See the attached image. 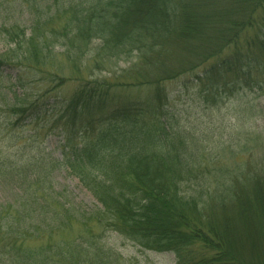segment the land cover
<instances>
[{"label":"trees","instance_id":"trees-1","mask_svg":"<svg viewBox=\"0 0 264 264\" xmlns=\"http://www.w3.org/2000/svg\"><path fill=\"white\" fill-rule=\"evenodd\" d=\"M67 3L69 16L55 28L50 8ZM0 42L21 51L0 53V72L13 68L15 82L22 69L38 82L51 76L43 95L76 83L50 105L38 102L43 95L19 105L0 88V131L15 139L17 127L51 115L68 153L39 163L0 155V181L16 196L12 212L0 210V264H117L102 232L88 237L90 221L145 250L174 254L175 264H264V170L252 152L247 166L226 167L236 156L227 145L211 157L204 138L169 109L168 91L179 81L184 98L206 110L238 86L262 89L264 0H0ZM55 46L66 55L88 48L101 68L131 64L120 75L49 72ZM60 169L98 206L74 207L53 181ZM74 224L85 236L59 237Z\"/></svg>","mask_w":264,"mask_h":264},{"label":"rangeland","instance_id":"rangeland-1","mask_svg":"<svg viewBox=\"0 0 264 264\" xmlns=\"http://www.w3.org/2000/svg\"><path fill=\"white\" fill-rule=\"evenodd\" d=\"M71 5L72 3H67L57 11L55 6H51L50 10L53 12L51 21L55 28L64 24L69 16L68 11L71 9ZM19 21L22 22V17L19 18ZM11 48L13 45L0 42V53L5 52L9 55L21 53L17 47L15 51H12ZM87 50L82 47L80 54L70 53L66 55L59 47L55 46L51 50V55H54L52 64L43 69L60 74L82 72L83 76H87L90 71H93L97 75L101 66L98 67L94 64L92 56L95 53L92 54L88 48ZM130 64V60L112 62L103 64L101 70H112L115 71V75H120L126 73L125 71ZM15 74L16 71L13 68H3L0 72V88L5 92H10L11 95L15 94L19 105H22L24 101H36L45 91L52 88L47 80L51 76L47 72L41 74L43 79L39 82L38 78H31L34 72L21 69L19 75L21 77L17 82L14 80ZM22 82H24L23 86ZM75 85L76 83L73 81H67L61 91L59 89L51 90L47 95H43L44 98H39L38 102H46L47 105H50L53 103L54 97H64L66 92L67 95L71 94ZM170 90L173 97H171L169 109L177 113L175 118L180 120V125L183 128L193 130L196 136L204 138V144L207 146L211 157L219 151L215 149L216 145H227L226 147L231 146L233 148L232 152L236 156L223 163L226 167L227 165L231 168L240 165L247 166L252 159V152L253 165L264 170V87L251 90L244 85L241 88L238 86L231 95L227 91L225 97L216 107L206 110L203 109L202 102L200 103L201 106H196L184 98L183 85L179 81L169 83L168 91ZM1 117L5 118V114H1ZM55 120L54 116L48 115L38 124L19 126L14 131L15 139L9 134V129H2L0 131V155L9 157L11 160L21 159L25 161L31 159V163H39L40 160L44 159L46 162H50L51 159H60L62 153L66 156L68 153L64 150V140L57 129L62 126V123H56ZM51 121H54L55 125H51ZM21 127L22 129L25 128L23 134ZM33 132L38 134L33 138L26 136V133ZM237 145L239 146L237 147ZM252 148L255 150L252 151ZM219 165L220 163L214 162L208 163L206 167L213 169ZM53 181L60 191L66 192L65 195L74 207L89 211L98 206L90 192L66 169L56 170ZM15 197V187L0 181V210L12 212L9 210L8 204H11ZM89 225L91 230L88 237L95 232H102L101 243L116 254L117 264H175V256L172 253L145 250L110 228L96 229L91 221ZM80 233L85 236L83 228L79 224H74L61 233L59 237L64 240H73L75 237H79Z\"/></svg>","mask_w":264,"mask_h":264}]
</instances>
